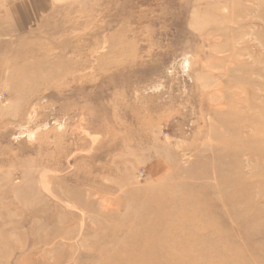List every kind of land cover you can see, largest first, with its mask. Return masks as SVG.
<instances>
[{
  "label": "rangeland",
  "instance_id": "rangeland-1",
  "mask_svg": "<svg viewBox=\"0 0 264 264\" xmlns=\"http://www.w3.org/2000/svg\"><path fill=\"white\" fill-rule=\"evenodd\" d=\"M263 112L264 0H0V264H264Z\"/></svg>",
  "mask_w": 264,
  "mask_h": 264
},
{
  "label": "bare ground",
  "instance_id": "bare-ground-1",
  "mask_svg": "<svg viewBox=\"0 0 264 264\" xmlns=\"http://www.w3.org/2000/svg\"><path fill=\"white\" fill-rule=\"evenodd\" d=\"M263 115H264V112H263ZM164 218H165V216H163V217H161V219H160V221H161V223L159 222V223H156L155 225H151L148 229L149 230H152V231H154V232H156V231H160L162 228H163V226L162 225H164L165 226V224L163 223L164 222ZM190 218H194V217H190ZM190 220H192V219H190ZM189 219H187L185 222H193V220L192 221H190ZM143 226V225H142ZM183 226H185V223H184V225H182V226H180L179 228H182ZM168 229H170V227L168 228ZM131 232V233H130ZM134 231L133 230H129L128 231V233H130V234H132ZM148 247V246H147ZM145 248V249H143V250H141V251H139L140 252V256H142V255H146L147 257L148 256H151V257H154V258H158V256H160V252H161V248H160V250H148V248ZM132 249H133V251H135L136 252V250H139V249H134L133 247H132ZM132 258H133V256H132ZM154 264H161V262H155Z\"/></svg>",
  "mask_w": 264,
  "mask_h": 264
}]
</instances>
